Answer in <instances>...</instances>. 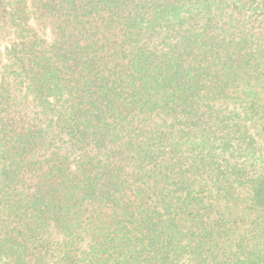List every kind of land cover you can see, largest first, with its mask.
I'll list each match as a JSON object with an SVG mask.
<instances>
[{
  "label": "trees",
  "instance_id": "1",
  "mask_svg": "<svg viewBox=\"0 0 264 264\" xmlns=\"http://www.w3.org/2000/svg\"><path fill=\"white\" fill-rule=\"evenodd\" d=\"M0 264H264V0H0Z\"/></svg>",
  "mask_w": 264,
  "mask_h": 264
}]
</instances>
